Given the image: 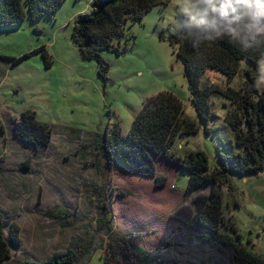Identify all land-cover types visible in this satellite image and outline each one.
<instances>
[{"label": "rangeland", "instance_id": "1", "mask_svg": "<svg viewBox=\"0 0 264 264\" xmlns=\"http://www.w3.org/2000/svg\"><path fill=\"white\" fill-rule=\"evenodd\" d=\"M91 1L64 0L51 15L26 17L18 26L0 28V213L20 224L22 237L11 258L0 264L45 259L79 236L86 247L78 264L112 263L127 250L120 236L151 249L169 224L177 229L172 215L199 212L195 196L207 194L210 186L188 191V173L175 163L155 157L157 172L167 177L157 186L154 177L131 175L121 160L114 156L108 162L100 151L115 122L123 133L128 131L145 98L172 91L182 100L185 114L199 125L196 133L176 138L172 147L179 155L203 150L209 167H220L218 140L234 137L224 119L231 105L220 95L210 98L214 116L206 133L190 99L183 63L169 41L160 37L181 27L183 13H191L189 24H199L202 13L217 0H170L152 7L142 20L128 23L134 41L120 55L102 52L109 63L105 78L99 75L97 59L83 57L72 38L75 18L91 10ZM234 10L257 26L264 1L234 0ZM123 42L122 37L120 46ZM40 47L50 55V66ZM246 65L242 59L241 69ZM206 82L238 89L244 77L240 72L228 83L225 75L206 70L201 84ZM256 86L264 90V56ZM25 110L52 129L46 146H32L14 135L13 125ZM227 179L220 187L225 215L232 216L243 244L264 258V171L228 172ZM103 219L112 230L103 226Z\"/></svg>", "mask_w": 264, "mask_h": 264}, {"label": "trees", "instance_id": "2", "mask_svg": "<svg viewBox=\"0 0 264 264\" xmlns=\"http://www.w3.org/2000/svg\"><path fill=\"white\" fill-rule=\"evenodd\" d=\"M63 1L0 0V28L18 26L26 17L35 20L44 14L51 15ZM169 1L92 0L91 10L75 18L72 38L83 57L97 59L99 75L105 78L109 63L102 52L113 51L120 55L129 41H134V33H128V23L142 20L152 7L166 5ZM234 11V0H217L215 7L202 13L199 24H189L191 13H183L184 23L178 30L167 36L160 35L174 47L183 63L190 99L206 133L211 130L208 123L214 116L211 96L220 95L229 100L231 107L227 108L224 119L234 137L218 140L221 166L210 168L203 150L184 155L174 151L172 145L176 138L196 133L199 125L185 114L182 100L169 90L145 98L126 133L115 122L99 147L108 162L115 156L129 174L154 177L157 186H163L167 177L157 172L156 156L166 158L188 173V191L210 186L207 194L195 196L200 203L196 215L183 211L172 215L178 222L177 229L173 230L169 224L159 244L146 249L130 242L129 237L120 236V245L127 250L108 264H264L263 257L243 244L232 216L225 215L220 190L228 183V172L247 175L264 171V90L259 92L256 86L260 58L264 56V12L257 16L258 25L255 26ZM122 37L125 42L120 46ZM38 50H42L45 65L50 66L52 60L46 48ZM38 50L20 56L14 62L28 58ZM242 59L248 62L243 69ZM206 70L225 75L228 83L241 72L244 82L238 89L230 85L221 87L214 82L202 85L201 78ZM13 133L24 143L46 146L51 140L52 129L36 120L32 110H25L14 123ZM107 205L102 206L105 218L109 212L105 210ZM100 222L112 230L106 219ZM131 234V237L137 236ZM94 237L90 243L94 242ZM21 244L20 224L0 213V262L10 259L11 250ZM187 246L190 247L186 249ZM85 247V241L79 236L66 248L52 251L45 259L16 264H78Z\"/></svg>", "mask_w": 264, "mask_h": 264}]
</instances>
